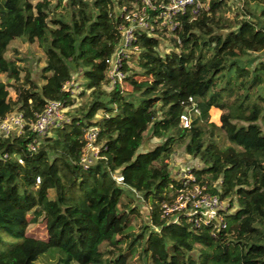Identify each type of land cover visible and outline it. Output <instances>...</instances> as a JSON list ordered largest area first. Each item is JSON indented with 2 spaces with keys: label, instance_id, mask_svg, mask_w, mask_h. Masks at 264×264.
<instances>
[{
  "label": "trees",
  "instance_id": "16d2710c",
  "mask_svg": "<svg viewBox=\"0 0 264 264\" xmlns=\"http://www.w3.org/2000/svg\"><path fill=\"white\" fill-rule=\"evenodd\" d=\"M207 2L170 37L138 34L123 84L108 91L133 0H0V119L27 121L23 135L0 136V264H264V0ZM18 40L43 52L36 77ZM80 73L89 100L39 140L37 115L53 101L74 107ZM90 127L101 152L85 169ZM179 149L200 163L192 184L230 199L226 229L164 217L184 188L169 168ZM127 188L149 201L147 221ZM39 223L47 240L28 235Z\"/></svg>",
  "mask_w": 264,
  "mask_h": 264
},
{
  "label": "built area",
  "instance_id": "2783aa9c",
  "mask_svg": "<svg viewBox=\"0 0 264 264\" xmlns=\"http://www.w3.org/2000/svg\"><path fill=\"white\" fill-rule=\"evenodd\" d=\"M208 0H133L134 8L129 11L127 7L121 9L124 23L119 27L121 41L119 47L108 60L107 79L111 87L122 85L126 77L123 70L125 61L131 55L139 51L137 35L147 33L153 36L156 30L165 31L170 37L181 27L182 18L191 15L197 17L203 9L208 8ZM167 43V42H166ZM74 85L66 84L64 87L70 91ZM67 107L62 102L53 101L48 103L43 113L38 114L36 121L31 125V130L40 139L50 136L53 129L62 128L69 118L66 115ZM196 113L199 111L195 109ZM185 126L189 124V117L183 116ZM27 125L23 113H14L5 119H0V136L15 137L24 134ZM99 129L90 127L85 131L84 139L86 148L82 158L85 169L95 163L100 157L101 147L97 145ZM37 141L30 144L31 151L36 150ZM7 157V156H5ZM22 163V161L20 160ZM194 167L187 168V175L183 180L184 188L179 191L175 201L163 206L164 217L174 218L177 221L179 216L184 214L196 227L202 225H213L216 229H226V214L230 211V206H225V200L218 195L208 192L206 186L192 184L195 177L192 173ZM118 184H123L122 176H115ZM192 182V183H191ZM128 189V188H127ZM131 190V189H128ZM136 193L138 197L140 193Z\"/></svg>",
  "mask_w": 264,
  "mask_h": 264
},
{
  "label": "rangeland",
  "instance_id": "374dc122",
  "mask_svg": "<svg viewBox=\"0 0 264 264\" xmlns=\"http://www.w3.org/2000/svg\"><path fill=\"white\" fill-rule=\"evenodd\" d=\"M230 4L233 6L234 5L233 1H230ZM238 6H241V4H239ZM13 46L19 50L21 57L24 58L26 62L33 61L31 63H32V66L34 67L33 69H34V72H35L34 74L36 77L37 73H39V67H38L37 61L39 57L43 55V52L41 51V49L38 47L32 46V45H29L28 43L24 41H20V40L16 41L13 44ZM170 50L171 48L169 46V42L164 43L161 47L162 52H168ZM82 82H83L82 73L74 76L75 86L73 88L74 90L73 92L75 94L74 96L76 98L77 103L74 107L67 108L66 115L68 118H69V115L76 110V108L83 106L89 100L88 94H90V91L87 92L86 96H83V97L79 96L82 92V87H81ZM111 86L109 85L108 87H106V90L111 91L113 89V87ZM123 88L126 91L130 90V87L127 84H124ZM12 96L15 97V93L13 91H12ZM210 114H211V122H214L215 124L220 126L222 112L217 109H212ZM96 118H99V116H96ZM154 142H157V140H155ZM199 165L200 163L198 162V160H195L192 157L186 155L183 149H179L169 160L170 171L172 175L175 176L177 179L188 176L187 168L197 167ZM115 176H119V172H117ZM126 191H127V195L130 198H133L135 200V205L137 206L139 210L138 213L142 216V218L145 221H147L150 215L149 201L147 202L145 199H142L141 196H140L141 199H138L140 197H138L136 193L131 190L126 189ZM224 204L228 208V206H230V199L225 200ZM28 235L34 236V237H37L43 240H47L48 231L46 229L45 223H39L35 226H31Z\"/></svg>",
  "mask_w": 264,
  "mask_h": 264
}]
</instances>
